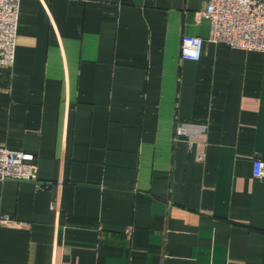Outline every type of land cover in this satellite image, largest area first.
Wrapping results in <instances>:
<instances>
[{
    "label": "crops",
    "instance_id": "0c3cea01",
    "mask_svg": "<svg viewBox=\"0 0 264 264\" xmlns=\"http://www.w3.org/2000/svg\"><path fill=\"white\" fill-rule=\"evenodd\" d=\"M206 2L19 1L0 144L41 185L0 180V264H264V54Z\"/></svg>",
    "mask_w": 264,
    "mask_h": 264
},
{
    "label": "built area",
    "instance_id": "2783aa9c",
    "mask_svg": "<svg viewBox=\"0 0 264 264\" xmlns=\"http://www.w3.org/2000/svg\"><path fill=\"white\" fill-rule=\"evenodd\" d=\"M19 1L0 0L1 67L12 66L14 62ZM199 14L209 22L206 39L264 54V0H207ZM204 40L199 35L183 36L180 57L199 59ZM192 131V126L183 123L176 127L175 132L177 136H181ZM253 174L264 176V160L258 158L253 161ZM7 178L29 180L41 185L35 154L25 150H13L0 144V180Z\"/></svg>",
    "mask_w": 264,
    "mask_h": 264
}]
</instances>
